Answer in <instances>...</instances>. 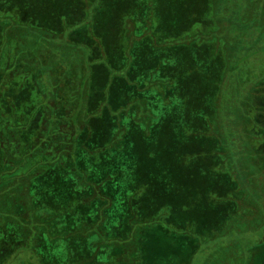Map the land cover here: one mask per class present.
Instances as JSON below:
<instances>
[{"label": "trees", "instance_id": "16d2710c", "mask_svg": "<svg viewBox=\"0 0 264 264\" xmlns=\"http://www.w3.org/2000/svg\"><path fill=\"white\" fill-rule=\"evenodd\" d=\"M9 1L0 0V45L7 36H39L48 48L65 39L80 42L86 54L76 66L62 56L61 67L62 51L51 56L38 45L9 62L0 52V61L8 63L5 72L0 69V198L14 203L13 212L0 208V222L10 228L9 240L24 233L0 245L6 247L0 264L39 233L64 234L58 239L70 250L63 261L73 264H194L201 245L211 240L234 248V264H264V254L255 261V248L239 239L261 235L241 232L261 225L262 196L248 189L242 161L235 159L245 148L243 138L264 137V36L256 30L264 25V0H142L141 26L131 17L125 23V61L118 73L112 71L117 64L110 42L116 35L103 29L122 26L127 11H117L116 0H80L88 21L85 14L63 13L72 0ZM203 8L210 14L196 22ZM53 13L78 24L54 33L46 28ZM160 51L166 55L160 58ZM174 64L179 77L172 79L167 71ZM186 79L188 86L176 93ZM195 80L202 84L190 87ZM236 82L244 88L233 90ZM150 85L161 86V93ZM155 96L163 99L162 110ZM236 102L248 104L254 116L233 127L225 117ZM21 111L23 123L16 119ZM166 136L175 141L171 157L164 151L149 157L143 145H162ZM40 176L50 185L52 178L64 179L52 192L46 185L49 202L33 195ZM64 188L70 194H62ZM198 204L207 205V217L193 208ZM42 263L52 264L45 256Z\"/></svg>", "mask_w": 264, "mask_h": 264}, {"label": "rangeland", "instance_id": "374dc122", "mask_svg": "<svg viewBox=\"0 0 264 264\" xmlns=\"http://www.w3.org/2000/svg\"><path fill=\"white\" fill-rule=\"evenodd\" d=\"M6 1V0H5ZM9 0H7L8 2ZM73 2H71V6H66V8H64L63 13L65 15L69 14V11L71 12V16L76 17V15L81 14H85L86 16V21H88V14L86 11H88V8H81V2L80 0H72ZM84 3L85 1L88 2V0H82ZM95 1V0H94ZM144 1V0H143ZM82 2V4H83ZM11 3V1H9V4ZM117 5H116V9L117 11L120 12V10H125L127 11V14L123 15V20H122V26L119 27H115V25H112L111 27L109 26V23L107 25H104L103 29L106 30L107 32H110L111 35H116V37L114 38V41H110V42H114L111 44L112 47H114L113 49V54H112V60L117 64L116 66H114V72L118 73L121 72L122 68L124 67V56L123 54L120 53L121 47L120 45H122V47H124L125 45H127V43L123 40L122 38V33L125 32V23L128 25L130 21V18H135V21H137V24L141 26V19H143V14L141 13V8L140 6L142 5V0L141 1H135L134 4H129L126 0H116ZM121 4V5H120ZM130 5V6H128ZM133 5V6H132ZM204 4H202L203 6ZM132 6V9L130 8ZM8 9V6H7ZM76 9V10H75ZM206 8H203V10L197 11V17H196V22H200L204 19V16L206 17V15L210 14L209 11L205 10ZM63 10V9H62ZM178 11V10H177ZM5 12V11H3ZM178 12H182V10H179ZM214 9L211 13H214ZM200 15V16H199ZM203 15V17L201 16ZM73 17V18H74ZM46 24L48 27H46L48 30H53L54 33L57 34H62L64 32H66L69 28L70 25L72 24H78V23H74L73 21L69 20V18L71 17H65V16H61L59 17V15L57 13H53V15H47L46 17ZM75 19V18H74ZM181 22H184V18L183 15L180 18ZM139 21V22H138ZM66 22L68 24H66ZM84 21H80L79 24H83ZM243 21H240V25L243 27ZM51 25V26H50ZM252 26V24H250ZM260 26H262L261 24H259ZM204 23L200 25V28L203 29ZM260 26H258V29H256L258 32H263V36H264V25L261 28ZM109 27V29H108ZM254 27V24H253ZM246 29V28H244ZM24 30H26L24 28ZM42 30V29H41ZM245 34L247 32H244ZM87 36V34H86ZM118 36L120 37V39L118 38ZM88 37V36H87ZM40 39V40H39ZM73 38H71L72 40ZM28 45H38L40 47V50H42V47H44L45 49H48V53L51 54V56H54L53 53L57 52L60 53L61 51L63 52L61 55L58 54L57 61L60 64V66H63L62 61L65 60V62H67V60L69 62H72V65L76 66L78 65L82 59V55L81 53H85V49L83 48V44L80 42H76L73 43V41H67L62 40L60 43L58 44H54L56 46L53 45V48H48L47 43L45 41H43L42 37L39 36H32L29 37L27 40L22 41L20 39H17L16 37H11V36H7V38H3L2 40V44L0 45V52L3 53V55H6V58L8 59V62L10 61V57L12 58H17V57H21V56H26V52H27V47ZM149 47H153L152 42L149 43ZM119 49V51L117 50ZM65 50V51H63ZM248 50V51H247ZM254 51V49H246L245 52H251ZM151 52V50L149 51V53ZM243 52V53H245ZM264 52V40H263V45L262 47L259 49V53H263ZM138 56L136 55V58L138 59L137 61H139V58H141L142 53L141 52H137ZM176 52H172L169 56H173ZM42 54V53H41ZM156 55H160V58L162 55H166L164 52L161 53H156ZM63 56V59H62ZM171 56V58H172ZM163 57V56H162ZM12 58V61H14L15 59ZM52 61L55 60V58L51 57ZM62 59V61H61ZM77 59V61H76ZM167 60L169 61V57H167ZM64 62V61H63ZM174 62V61H173ZM0 64H2V68L1 71L5 72L7 70V62L5 60L0 61ZM175 65V64H174ZM174 65L171 66V68L167 71V73L171 74L170 76H172L175 78L179 77V73L177 72V66L175 65V69H174ZM120 66V67H119ZM79 67V66H77ZM157 67V62L156 64L154 63V66L152 68ZM88 68V67H87ZM151 70V68H150ZM149 70V71H150ZM153 70V69H152ZM148 71V72H149ZM166 71V70H164ZM69 73V72H66ZM102 73V72H100ZM157 74V71H156ZM206 74V73H203ZM158 78H160L161 76H159L157 74ZM166 79V78H165ZM165 81V80H164ZM186 80H184V82H182V84L180 85V87L177 86V90L176 93L180 94L182 93L183 89L186 88L188 86V82H186ZM196 81V80H195ZM162 82V81H161ZM197 82V81H196ZM191 83L190 87L192 85L194 86H198L197 84L201 85L202 83ZM63 94L67 88L68 85V78L66 77V79H64L63 82ZM149 86V84H148ZM153 86L152 92H160L162 87L161 86H154V85H150ZM244 87H239L238 82H236V84L233 85V90H242ZM157 90V91H156ZM229 92H232V89H229ZM228 91V90H227ZM244 91V90H243ZM249 92V89L247 90ZM39 96V97H38ZM235 96V95H234ZM243 98V97H241ZM155 100L156 101H160L158 103L159 109H163V99H159L158 96H155ZM131 101V100H128ZM163 101V102H161ZM37 102L38 104L41 102V97L40 95H37ZM247 103V102H246ZM240 103L236 102L235 104H231L230 108L232 109V112L230 113V117L226 116L225 120L227 122V120H229V123L231 122V125L234 127L235 126V121H239L241 119H243V116H246L245 119L246 121L248 120V122H250V118L251 116L254 114L248 109L247 112V107L248 104H246L244 106V104L239 105ZM166 110V108H165ZM14 111V109H13ZM179 112L183 111V106H181L178 110ZM250 111V112H249ZM14 113V112H13ZM12 115L11 114V119H12ZM16 115V114H15ZM16 119H18L20 122H24L26 120V115L24 111L19 112V115H16ZM247 123H244V125H247ZM228 123V122H227ZM234 136H238L237 132H236V128H233ZM240 129V127H239ZM24 129H22L23 132ZM22 135V134H21ZM157 135V133H156ZM155 135V136H156ZM175 141H173L172 138L166 136L165 139L162 141V145H157V143L155 142H150L145 143L143 145L144 150L146 151V153L148 154L149 157H153V158H158L156 157V154L161 155H169V157H171L170 154H172V150L173 147L175 146ZM237 142V141H236ZM236 145V144H235ZM240 146L241 147H245L243 151H238V153H236L235 159H237L238 161H242L239 166L242 165V171L245 175V177L247 176V179H249L248 184L250 185V187L248 188L250 191L257 193L259 195L262 196L261 200H260V205L257 206V209L259 210V221L261 222V225H259V227H257V222H254V224L250 225L251 227L255 228L253 230L249 229L246 230L245 232H241V233H260L261 235L255 234L254 236H247L244 238H239L242 239V243L244 245H248L250 248L254 247L255 250L258 253V256L256 257L255 261H258L259 259H261L262 255L264 254V242L262 244H256L257 241H260L263 237H264V137L261 139H254V138H250V139H242V142H240ZM236 150V149H235ZM162 151H164V154L162 153ZM235 155V154H234ZM233 155V157H234ZM236 163V162H235ZM44 176V175H43ZM40 176L38 178H36V180H34V185L31 187L33 192V195H35V199L36 201H45V202H49L51 201L50 197L45 194V190H46V185L48 186L49 190L52 192V190L54 189H58V186L64 183V179L62 177H57L55 180L54 178H52V185L48 184V180H44L42 177ZM223 186L222 183H220L219 181H214L213 186ZM223 187H227V186H223ZM64 195H68L70 194V190L68 188H64L63 189V193ZM206 196V195H205ZM204 196V197H205ZM203 200V199H202ZM0 208L2 206H7L8 209L10 211L13 212V210L11 209L14 205V203L12 202V199H2L0 198ZM8 202V203H7ZM8 204V205H7ZM207 206V205H206ZM206 206L204 207V209L202 208V206L200 204L193 206V208H197V209H203L202 211H200V216L203 217H207V214L204 213V210L206 208ZM208 209V208H207ZM226 209V206H225ZM251 211V210H250ZM11 215L9 216H12ZM0 213H2L0 211ZM9 213H7L8 215ZM6 215V216H7ZM220 219L221 216L219 215ZM71 218H75V215L72 214ZM1 219V218H0ZM244 224H247V222H245ZM0 245H2V243H6V240H9V234H11L10 232V228H6L7 226L4 225V222H0ZM258 230V231H257ZM214 233H218L215 232ZM64 234L62 233H39L37 235V237L34 240V237H30L28 243L26 242V245L24 246H20V248L17 249V252L12 253L9 257H4L5 259V263L4 264H43V258L44 256L46 257V259L49 260V262H52V264H73L72 262L68 263V261L65 260V262L63 261V258L65 256V250H70L69 246L66 247L65 245H62V241L63 239L61 238V243H60V239H58L60 236L62 237ZM24 236V233H23ZM22 233H18L17 238L15 237V240L10 239L9 241H13L17 242L18 239L22 238ZM255 237V238H254ZM248 241V243L246 242ZM263 241V239H262ZM216 241L215 240H211L210 244L211 245H206L207 243H203L201 245V249H199L198 253L200 254L199 256H196V260L194 264H226V263H231L234 264L235 260H236V252L234 251V248H220V246L217 244H214ZM13 245L11 244L10 247H12ZM6 247H3L0 249V252H4ZM9 248V247H8ZM253 249V248H252ZM61 254V255H60ZM213 255L215 256V258H213ZM225 255L227 256V259L224 258ZM4 256V255H3ZM2 256L0 255V258ZM68 257V254H67ZM62 261V262H61ZM56 262V263H55Z\"/></svg>", "mask_w": 264, "mask_h": 264}]
</instances>
